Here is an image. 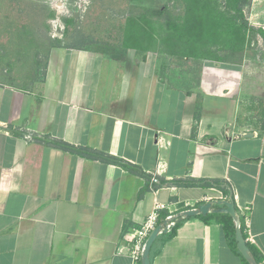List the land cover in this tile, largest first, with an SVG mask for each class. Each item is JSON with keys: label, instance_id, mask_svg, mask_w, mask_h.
Listing matches in <instances>:
<instances>
[{"label": "crops", "instance_id": "0c3cea01", "mask_svg": "<svg viewBox=\"0 0 264 264\" xmlns=\"http://www.w3.org/2000/svg\"><path fill=\"white\" fill-rule=\"evenodd\" d=\"M247 18L264 29V0H252ZM262 53L174 81L154 55L55 45L26 83L0 79V264H134L130 234L157 203L169 216L224 200L216 187L178 184L193 179L230 184L264 256ZM44 138L105 151L148 176ZM171 229L155 240L153 264H245L216 219L185 218L167 237Z\"/></svg>", "mask_w": 264, "mask_h": 264}, {"label": "rangeland", "instance_id": "374dc122", "mask_svg": "<svg viewBox=\"0 0 264 264\" xmlns=\"http://www.w3.org/2000/svg\"><path fill=\"white\" fill-rule=\"evenodd\" d=\"M238 16L230 0H0V79L26 83L45 65L49 49L58 45L107 48L121 58L134 49L141 55H154L158 66L169 69L172 80L186 73L192 81L204 64H237L239 54L232 55L223 46L226 25L233 17L240 23ZM169 19L184 30L191 24L194 34L183 30L176 35L168 30ZM201 23L208 26L202 37L216 53L197 57V46L175 44L176 36L197 38ZM263 49L264 40L256 34L250 36L244 54L263 55ZM247 102L262 108L257 101ZM254 116L247 119V125L256 123Z\"/></svg>", "mask_w": 264, "mask_h": 264}, {"label": "trees", "instance_id": "16d2710c", "mask_svg": "<svg viewBox=\"0 0 264 264\" xmlns=\"http://www.w3.org/2000/svg\"><path fill=\"white\" fill-rule=\"evenodd\" d=\"M252 0H230V5L235 9V11L238 13V17H240V23L237 22V19H234L235 17L232 18V20L226 25V29H225V36H224V46L226 47V49H230L232 51V55H238L239 54V58L237 62V64H233V65H240L242 63V60L244 59V52H245V48L247 46V42L250 39V36L253 38L256 36V34H259L262 39L264 40V29L259 27H255L254 25H252L249 20L246 18L244 11L245 8L247 6H249L251 4ZM211 15V14H209ZM203 22H205V19H202ZM189 30H184L182 29V24H180L179 22L169 19V21L167 22V26H168V30H172L173 32L176 33V35H180L182 33V31L184 30L185 33H187L188 31L190 32V35H193L194 33L191 30V24H189ZM208 26L207 24L201 23L200 27L197 31V38L193 37H189V38H184L179 39V37L176 36L177 42L175 45H180L183 44L185 42V45H190L191 48H193L191 45L193 46H197V57H203L204 54L207 53H212V48L213 46L209 45L207 43V39L202 37V34L207 30ZM219 30V29H218ZM220 31V30H219ZM222 32H224L222 30ZM183 42V43H182ZM86 49H93V50H97V51H102L104 53H107L111 56H117L119 57V55L117 54H110V50H108L107 48H87V47H83ZM190 53V52H189ZM216 52L214 51L213 54H215ZM192 55H195L194 53H190ZM228 61V60H225ZM41 141H43L44 143H46L47 145L51 146V147H57L60 148L64 151H68L71 152L73 154H78L81 155L83 157L86 158H90V159H98V160H102L104 162L107 163H114V164H119L122 165L124 167H127L129 170L135 172V173H141L144 174L146 176H148V174H146L143 169L137 165L134 164L132 162H128L125 161L124 159L112 155L110 153H107L105 151L102 150H98L96 148L93 147H89V146H76L73 145L67 141L64 140H58V139H49V138H44ZM178 184L180 185H201L204 187H216L218 189H221L225 195L224 200H229L235 203V198H234V194L232 193V188L230 186V184L224 180L221 179H200V180H185V181H181L178 182ZM236 205V203H235ZM214 206L215 207H221L222 205L218 204V201L214 202ZM237 211L240 213L239 208L236 206ZM168 216V213H160V220H159V224L162 223L166 217ZM197 217H201L203 218L206 222L211 221L212 219H216L219 222H221L224 226L225 229V234L227 239L233 244V246L239 251L238 247H237V242H236V224L234 219L232 218V216L228 213H209L207 215H196ZM194 217V216H192ZM182 222V221H181ZM181 222L177 223L176 225H174L171 229V231L167 234V237H172L175 233H176V229L177 227L181 224ZM241 222H242V229L243 232L248 240V236H247V227L245 224V219L244 217L241 215ZM248 243L251 247L252 253L255 256L257 262L259 264H264V256L262 255V253L258 250V248L253 245L249 240ZM239 253L241 254V252L239 251ZM242 255V254H241ZM243 260L245 262V264H250L244 257Z\"/></svg>", "mask_w": 264, "mask_h": 264}, {"label": "water", "instance_id": "95a60500", "mask_svg": "<svg viewBox=\"0 0 264 264\" xmlns=\"http://www.w3.org/2000/svg\"><path fill=\"white\" fill-rule=\"evenodd\" d=\"M247 135L251 136L252 134L250 133ZM214 202L215 201L200 203L197 206L185 208L167 216L164 222L160 223L147 238L142 255V264H153L150 253L152 246L159 235L167 233L174 225L183 221L185 218L196 215H207L209 213H228L232 216L236 224V242L239 251L250 264H259L253 255L248 240L243 232L241 216L237 211L235 203L229 200H218V204L222 206L215 207Z\"/></svg>", "mask_w": 264, "mask_h": 264}, {"label": "built area", "instance_id": "2783aa9c", "mask_svg": "<svg viewBox=\"0 0 264 264\" xmlns=\"http://www.w3.org/2000/svg\"><path fill=\"white\" fill-rule=\"evenodd\" d=\"M167 207L168 206L164 203H157L155 209L150 213V215L130 234V255L134 264H142V255L146 240L151 232L159 225L161 210ZM245 219L247 227L248 217L246 216Z\"/></svg>", "mask_w": 264, "mask_h": 264}]
</instances>
